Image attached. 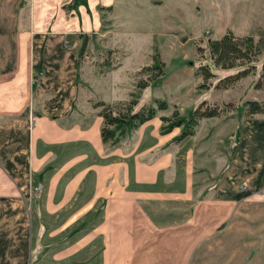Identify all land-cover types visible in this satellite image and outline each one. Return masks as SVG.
<instances>
[{
  "label": "crops",
  "instance_id": "obj_1",
  "mask_svg": "<svg viewBox=\"0 0 264 264\" xmlns=\"http://www.w3.org/2000/svg\"><path fill=\"white\" fill-rule=\"evenodd\" d=\"M76 1L39 28L20 0H0V264H193L247 196L252 252L264 260V112L247 115L245 104L264 106V93L240 105L237 142L209 175L153 118L103 141L99 111L126 101L129 83H81L80 55L63 40L76 44L79 21L113 0ZM253 61L236 83L260 75L264 55ZM213 174L195 203L193 177Z\"/></svg>",
  "mask_w": 264,
  "mask_h": 264
},
{
  "label": "rangeland",
  "instance_id": "obj_2",
  "mask_svg": "<svg viewBox=\"0 0 264 264\" xmlns=\"http://www.w3.org/2000/svg\"><path fill=\"white\" fill-rule=\"evenodd\" d=\"M63 2L20 0L17 12L29 15L31 23L41 28L54 21L61 8L68 12ZM35 10L39 12L37 15ZM96 12L97 20L91 14L86 26L79 21L76 44L65 40L72 45L68 49L78 52L82 38H86L84 49L79 53V63L83 66L81 83L91 86L92 81H97L102 83L98 88L106 92L105 79L127 81L130 91L125 103L134 101L131 109L152 107L151 118L156 121L159 132L178 143L183 159L203 167L207 175L212 174L224 153L228 160L237 142L240 118L235 106L243 104L249 95L264 91L256 90L253 84L246 86V80L217 89L213 86L214 76L202 85L201 77L193 68V64L196 66L202 61L197 48L205 47L207 40L226 32L235 37L250 35L256 42L264 31V0H113L110 4L96 5ZM262 44L259 42L258 55L253 61L257 65L264 55ZM156 61L160 64L159 70L138 74L141 66ZM140 82H145L147 87H137ZM203 100L207 107L217 106L221 113L198 119L191 135L174 141L181 126L165 132L168 121L187 117ZM157 101H162L165 107L157 108ZM215 176L193 177L195 203L202 196L207 198L217 185L219 177ZM244 184L241 180L235 187L245 189ZM203 186L208 187L197 196ZM241 202L226 229L197 245L193 264H264V260L254 259L249 197Z\"/></svg>",
  "mask_w": 264,
  "mask_h": 264
},
{
  "label": "trees",
  "instance_id": "obj_3",
  "mask_svg": "<svg viewBox=\"0 0 264 264\" xmlns=\"http://www.w3.org/2000/svg\"><path fill=\"white\" fill-rule=\"evenodd\" d=\"M78 4L76 0H70L66 7L71 8ZM261 37L254 42L252 36L247 35L244 37H235L229 32L224 33L222 36L214 39H209L206 42L205 47L197 48L198 52L202 56V61L198 62L196 66L193 64L194 70L199 74L203 83L210 77H215L216 81L213 86L217 89H226L232 86L241 77H244L249 73L253 65L251 62L259 51V42H264V31L261 32ZM86 38L83 37L80 50L84 49ZM264 47V44H262ZM205 51V52H204ZM153 69H160V64L156 61L152 64H145L140 67L138 74H150ZM261 73L253 81L254 88H260L264 86V61L261 64ZM160 74V71H158ZM158 73L156 75H158ZM155 75L151 78L154 79ZM260 81V82H259ZM137 87H147L145 82L136 84ZM134 101H117L110 105L101 102H96L95 105H103L99 114L103 117L104 123L100 129V136L103 141H110L114 144L118 141L117 135L125 129L130 131L137 125L143 123L147 119L153 116L152 107L134 108ZM157 108L163 109L165 104L162 101H157ZM247 105L246 114L261 113L264 112V106L262 102L246 101ZM125 106V108H122ZM205 106V107H202ZM221 109L217 106L209 108L203 101L197 106L187 117H177L173 121L169 120L165 126V132L170 131L173 127L181 126L180 133L174 137V141L181 140L182 138L191 135L193 133V127L196 125L198 119L203 117L218 116L221 113ZM237 115H240L241 106L235 107ZM165 119V118H161ZM168 120V119H165Z\"/></svg>",
  "mask_w": 264,
  "mask_h": 264
},
{
  "label": "built area",
  "instance_id": "obj_4",
  "mask_svg": "<svg viewBox=\"0 0 264 264\" xmlns=\"http://www.w3.org/2000/svg\"><path fill=\"white\" fill-rule=\"evenodd\" d=\"M63 47L65 48V49H68V48H70V47H72V45L71 44H69V43H67L65 40H63ZM36 80V76L34 77V79H33V82ZM32 122V124H34V121H31ZM244 186H245V184H244ZM38 190V187H34L33 189H32V192H35V191H37Z\"/></svg>",
  "mask_w": 264,
  "mask_h": 264
}]
</instances>
